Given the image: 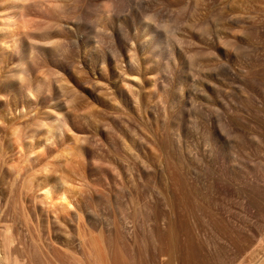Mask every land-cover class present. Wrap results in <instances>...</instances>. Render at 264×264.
<instances>
[{"label": "rangeland", "instance_id": "374dc122", "mask_svg": "<svg viewBox=\"0 0 264 264\" xmlns=\"http://www.w3.org/2000/svg\"><path fill=\"white\" fill-rule=\"evenodd\" d=\"M16 2L0 232L20 264H264V0ZM19 69L36 91L5 83ZM57 175L79 230L42 204Z\"/></svg>", "mask_w": 264, "mask_h": 264}, {"label": "bare ground", "instance_id": "6f19581e", "mask_svg": "<svg viewBox=\"0 0 264 264\" xmlns=\"http://www.w3.org/2000/svg\"><path fill=\"white\" fill-rule=\"evenodd\" d=\"M11 0H0V3L4 6H7L9 3H10ZM16 1V0H15ZM21 1V0H19ZM27 1V0H26ZM16 3H19L18 0ZM15 6V5H14ZM8 7V6H7ZM6 7V8H7ZM11 7V6H10ZM25 7V6H24ZM34 7V6H33ZM18 9V8H17ZM12 10V9H11ZM11 12V11H10ZM5 13V11H4ZM16 14V12H15ZM3 15V14H2ZM5 15V14H4ZM9 15V14H8ZM7 16V15H6ZM3 18V17H1ZM6 18V17H5ZM4 18V20H5ZM13 18V17H12ZM14 19V18H13ZM1 20V19H0ZM29 20V19H28ZM2 21V20H1ZM24 21V20H23ZM23 24V23H22ZM25 27V26H24ZM0 30L2 31V39L0 40V49H5L7 50H10V52L12 50H14V48L16 47V45L20 42L21 40V37L23 35L24 32H22V27L20 25V21L19 19L18 20H10L9 22H7L6 24H3L0 26ZM1 34V33H0ZM27 34V33H26ZM25 34V35H26ZM5 53V52H4ZM0 54V71H1V67H2V64L3 63H8V56L7 58L4 56L5 54ZM11 58V56L9 57ZM11 60V59H10ZM20 68V67H19ZM23 69V67H22ZM14 72V70H13ZM21 72V73H20ZM22 74V71L21 69L17 70V74L15 75H9L6 79V82L7 84H9V86H13L15 85V89L18 91L19 89V92H20V95L21 94V91L20 89H22V87L26 84L31 87L32 86V89L31 91H36V87H37V82H38V75H34L32 77H28L29 80L27 79V81L21 77ZM4 82L1 81V85L5 84ZM25 83V84H24ZM37 83V84H36ZM36 84V85H35ZM27 87V86H26ZM24 89V88H23ZM26 89V88H25ZM16 91V92H17ZM24 91V90H23ZM22 91V92H23ZM15 93V92H14ZM13 93V94H14ZM17 94V93H16ZM26 95V93H25ZM1 96V94H0ZM29 96V95H28ZM30 97V96H29ZM1 98H3V95L1 96ZM0 98V103L3 102V103H7L6 98H3L1 99ZM26 100L28 101V99L26 98ZM6 101V102H5ZM23 102V101H22ZM25 102V101H24ZM30 102V101H29ZM28 102V104H29ZM16 105V110L15 111H12V110H9L8 111V108L6 110V112H3L1 111L0 112V119H3V117H6V116H11L10 118H4L2 121V123L0 122V128H3V131L7 129V132L10 131L11 134H15L17 133V131H15V128H12V125L13 123H21L22 122V116H21V112L24 105H22V107H20V105H18L19 103L15 102ZM26 103V102H25ZM31 103V102H30ZM2 104V103H1ZM24 104V103H23ZM9 105V104H8ZM31 105V104H30ZM10 107V106H9ZM31 107V106H30ZM11 109V108H10ZM18 109H19V113L16 114V112H18ZM6 119V120H5ZM5 120V121H4ZM10 121V122H9ZM4 122H7L4 124ZM11 122H13L11 124ZM9 124H11L9 126ZM14 124V125H15ZM55 123H53L54 125ZM13 125V126H14ZM41 129V128H40ZM38 130V129H36ZM52 131L50 128H45V141L47 142L49 140V137H48V133L47 132H50ZM20 174V171H17V175ZM46 176L44 178H47L49 176H47V174H45ZM55 183H57L55 185L54 188H52V186H49V185H42V183H38V186L39 185H42V187L40 188L42 190V204H45L47 205L49 208L48 210H50V212L52 211L54 214H57V215H63V219H66V220H70V221H74L75 222V225L77 227V229L79 230V222H80V219H81V215H80V211L77 209L76 205L74 204V200L72 199V196L69 195V191L72 190V187L70 185H68V181H66V179L64 177H62V175H57L55 177ZM73 191V190H72ZM6 226L5 229V232H3V234L1 235V232H0V264H20V260L19 258H17L15 255L12 254V246L16 243V238L15 236L12 234V231L10 230V226L9 224L8 225H4ZM80 234V232H79ZM82 238V237H80ZM79 238V240H80ZM83 239V238H82ZM82 239L80 241H82ZM64 241H67L66 239ZM94 245V244H93ZM81 246V245H80ZM261 250V247L257 248V249H254L252 251V256L251 257H256V254ZM12 251V252H11ZM89 251V250H88ZM258 255V254H257Z\"/></svg>", "mask_w": 264, "mask_h": 264}]
</instances>
